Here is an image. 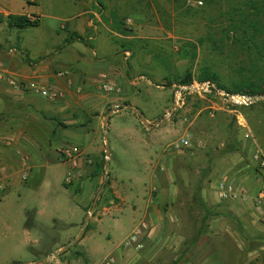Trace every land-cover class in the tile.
I'll return each mask as SVG.
<instances>
[{
	"label": "rangeland",
	"instance_id": "obj_1",
	"mask_svg": "<svg viewBox=\"0 0 264 264\" xmlns=\"http://www.w3.org/2000/svg\"><path fill=\"white\" fill-rule=\"evenodd\" d=\"M9 15L39 16L41 24L10 29ZM74 34L82 40H72ZM198 42L194 60L184 49ZM205 67L229 90L236 89L241 72L264 86V0H0V81L39 80L64 94L47 105L62 112L54 132L41 128L45 164L31 178L46 182L16 179L0 199V264L43 262L79 238L105 178L83 238L48 264H103L109 258L115 264H179L173 255L193 252L197 241L207 239L209 224L221 217L196 200L187 215L177 211L175 178H191L192 189L182 193H193L194 199L205 178L218 197L219 182L236 184L246 197L224 203L237 205L244 220L231 213L229 221L240 224L245 248L264 251V239L249 231L262 222L253 208L260 188L253 155L257 146L264 151V99L236 104L231 96L240 95L214 93L197 81L186 89L179 84L188 71L199 74ZM71 79L78 84L74 90L50 85L57 80L67 86ZM126 104L143 112L148 125ZM64 148L80 150L76 165L62 157ZM57 190L56 204L50 192ZM87 190L88 207L76 210ZM162 197L165 205L155 212ZM143 221L154 246L145 239L141 251L126 249ZM163 223L174 230L171 238L181 234L185 244L164 253V262H149L146 256L157 253ZM203 242L204 249L210 247V239ZM219 246L237 257L229 243Z\"/></svg>",
	"mask_w": 264,
	"mask_h": 264
},
{
	"label": "crops",
	"instance_id": "obj_2",
	"mask_svg": "<svg viewBox=\"0 0 264 264\" xmlns=\"http://www.w3.org/2000/svg\"><path fill=\"white\" fill-rule=\"evenodd\" d=\"M30 82H37L40 84L39 80L29 79L24 81L26 84ZM69 82L70 83L65 86L66 84L63 82L52 80L50 85L56 90H62L64 92L65 90H69L70 86L73 87V90L78 86L77 83H73L72 79ZM49 101L52 102V100L42 98L34 91L15 89L11 87L8 81H0V158L2 159L0 169L8 178L7 193L12 185H14L16 179H20L24 182L34 179L37 180L40 185L46 182V178L31 177H36L41 173L45 164V154L42 145L44 133L42 131L47 129L54 132L58 117L62 115L59 108H55L54 105L47 106ZM41 128L44 130H41ZM17 176L18 178H16ZM178 179L175 178L174 180L175 183L172 191L173 200H175L174 202H176V204H179L180 208L177 211L182 212L183 215H187L190 209L193 208L195 199L193 193L188 197L189 195L182 192H184L183 189H187L188 187L192 189L193 183L191 178ZM257 183H259L257 184L258 187L260 185L259 180ZM210 184H212V182L207 178L203 180L199 197L215 212V216L220 214L221 220L218 223L214 221L209 224L206 229L207 239L205 238L197 241L194 245L193 252L190 251L189 254L182 256V258L176 257L177 254L173 255L175 262L179 264H264V251L256 250L251 246L245 248L246 239L239 233L241 229L240 224L229 221L231 213H234L240 221L244 220L242 215L243 212L239 210L237 205H231L228 208L226 206L228 204H225L224 200H221L217 193L214 194L210 191ZM47 186H49V183ZM56 193L59 194V191L57 190L52 194L50 192V201L57 204ZM89 197L90 194L87 190L83 193L82 202L80 201V203L75 204L76 210L80 211L84 209L83 211H85L88 207ZM165 198L166 197H162L161 199L163 200L155 201L157 203V206L153 209L155 212L161 209L159 206L162 207L165 205L160 204L165 201ZM187 198H190V200L192 199V201L187 200ZM57 201H59V198ZM230 202L234 203V201ZM70 204L72 205L70 210L72 212L73 203L70 202ZM135 211L136 209L134 210V207H132V212L135 213ZM254 214L261 219L255 209ZM147 216L150 217V213H148ZM68 224L74 225L76 223L71 221ZM242 224L241 227L243 226ZM162 227L161 236L156 245L157 253L146 256L149 262H164L166 260L164 253H169L172 248L174 252H177L185 244L186 240H184L181 234L176 233V235L171 238V233L174 230H172L169 225L163 223ZM249 231L252 232V236L264 239L263 222H261L257 228L250 227ZM149 239L150 238H147L146 240L150 241ZM153 239L150 241L149 245L154 246ZM208 239L211 241L209 242L210 247L204 249L203 241ZM222 241L227 242V244L229 243L230 248H233L234 251L237 252V257L229 256L228 253L226 254L225 248L223 251L219 246ZM239 242H242L243 245H240Z\"/></svg>",
	"mask_w": 264,
	"mask_h": 264
},
{
	"label": "built area",
	"instance_id": "obj_3",
	"mask_svg": "<svg viewBox=\"0 0 264 264\" xmlns=\"http://www.w3.org/2000/svg\"><path fill=\"white\" fill-rule=\"evenodd\" d=\"M103 80H107L108 77L106 74L102 75ZM9 84L14 86L15 89H27L30 91H34L38 93L42 98H46L49 100H57L60 97L64 96L63 93H58L57 91L44 87L37 82H30V83H19L14 80H10ZM203 86L207 89L211 90L212 84L209 82L203 83ZM103 87L108 91H114V87L111 84L104 83ZM214 88V87H213ZM206 90V89H205ZM212 91V90H211ZM220 91V90H218ZM225 95V94H224ZM228 95V94H227ZM229 96V95H228ZM236 96H231L232 101L234 103L245 104L248 100V96H237L242 98L243 100L237 101L234 99ZM247 139H253V136L250 133L246 134ZM184 145H188L189 142L184 140ZM61 155L67 161L73 162L74 165L77 164V160L81 157V152L78 148H64L61 151ZM254 167H255V174L257 179L260 182V188L256 192L253 197V207L258 212L261 217L262 222L264 223V151L260 147L255 148V152L253 155ZM2 162L0 161V167ZM67 184L72 182V178L68 177L65 179ZM7 185H8V178L5 173L0 169V199L4 197L7 193ZM218 193L221 200L224 201H236L243 197H246V194L242 190H240L236 184L233 182L228 181H221L218 184ZM150 229V225L148 222H141L133 231L130 238L125 244L126 249H135L141 251L145 247V239L147 233ZM103 264H115V260L113 258L107 259Z\"/></svg>",
	"mask_w": 264,
	"mask_h": 264
},
{
	"label": "trees",
	"instance_id": "obj_4",
	"mask_svg": "<svg viewBox=\"0 0 264 264\" xmlns=\"http://www.w3.org/2000/svg\"><path fill=\"white\" fill-rule=\"evenodd\" d=\"M7 24L10 29L14 30H25L28 28H36L39 27L41 24V19L39 16H34L33 18L27 16V15H9L7 17ZM72 40L78 39L82 40V38L78 34H74L70 37ZM201 42H198L197 44L189 43L184 49L186 51V55H188L192 59H196L197 57V50L198 47H200ZM132 45V44H131ZM122 48L124 51H130V48L128 45H123ZM250 73H255L254 70H250ZM242 80L238 83H236V89L235 90H229L226 87L222 86L217 82L218 76L216 73L211 72L208 68H202L199 72V74H196V72L190 70L188 71L183 78L179 81V84L181 86H191L196 81L198 83H206L209 82L210 84H217V88H211V90L215 93L216 90H223L226 91V93L231 95H240V96H250V97H256V96H262L264 95V86L258 85L252 81V76H248L245 72H241ZM171 86L172 83H169ZM109 184V181H107V185ZM200 190H201V184L198 188L195 190V200L198 205H203V207H207L205 202L200 199ZM32 222L27 223V228L32 227Z\"/></svg>",
	"mask_w": 264,
	"mask_h": 264
},
{
	"label": "water",
	"instance_id": "obj_5",
	"mask_svg": "<svg viewBox=\"0 0 264 264\" xmlns=\"http://www.w3.org/2000/svg\"><path fill=\"white\" fill-rule=\"evenodd\" d=\"M190 87H191V86L185 87V89H186V88H190ZM247 98H248V100H247V102H246L244 105H250V104H252L253 101H254L255 99H264V95H262V96H256V97H250V96H248ZM236 104H240V103L237 102ZM119 107H121V106H119ZM124 107H127V108L131 109L133 112H135L136 114H138V115L141 117L143 123H144L146 126L148 125V123H147V119H146L145 115L143 114V112L137 110L136 108H134V107L131 106L130 104H126ZM112 114H113L112 111L108 114V116H107V118H106V120H105V123H104V126H105V127L108 126V122H109V120H110ZM158 124H159V123H158ZM105 139H106V146H107L106 157L108 158L109 155H110V152H111V151H110V145H109V142H108V132H106V131H105ZM108 166H109V162L107 161V162H106V166H105V170L108 169ZM105 183H106V178H105V180H104V182H103V184H102V187L100 188L99 192L97 193V195H96V197H95V199H94V202H93V205H92V208H91L90 212H89V213L87 214V216H86L85 225H84V228H83V231H82L80 237L77 238V239H75V240H73L72 242H70V243L68 244V246H66L62 251H59V252H56L55 254H53V255L51 256V258H49V259H47V260H45V261H43V262H38V263H34V264H48L51 260H53L54 258L58 257L59 255H61V254L64 253L65 251H67L72 245L78 243V242L83 238V236H84V234H85V232H86V229H87L88 223H89L90 216H91V214H92V212H93V210H94V208H95V206H96V204H97V202H98V199H99V197H100V194L102 193L103 188H104V186H105Z\"/></svg>",
	"mask_w": 264,
	"mask_h": 264
},
{
	"label": "bare ground",
	"instance_id": "obj_6",
	"mask_svg": "<svg viewBox=\"0 0 264 264\" xmlns=\"http://www.w3.org/2000/svg\"><path fill=\"white\" fill-rule=\"evenodd\" d=\"M234 99L237 100V101H240V100L242 101L243 100L242 98H239V97H234Z\"/></svg>",
	"mask_w": 264,
	"mask_h": 264
}]
</instances>
